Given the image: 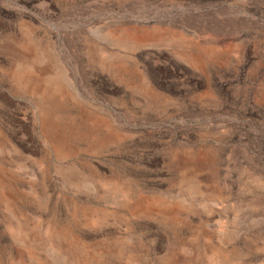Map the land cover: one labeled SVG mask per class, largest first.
<instances>
[{
    "label": "rangeland",
    "instance_id": "1",
    "mask_svg": "<svg viewBox=\"0 0 264 264\" xmlns=\"http://www.w3.org/2000/svg\"><path fill=\"white\" fill-rule=\"evenodd\" d=\"M0 264H264V0H0Z\"/></svg>",
    "mask_w": 264,
    "mask_h": 264
},
{
    "label": "trees",
    "instance_id": "2",
    "mask_svg": "<svg viewBox=\"0 0 264 264\" xmlns=\"http://www.w3.org/2000/svg\"><path fill=\"white\" fill-rule=\"evenodd\" d=\"M161 74H162V72H159V73L157 74V75H158V76H157V77H158L157 79H159V75H161Z\"/></svg>",
    "mask_w": 264,
    "mask_h": 264
}]
</instances>
